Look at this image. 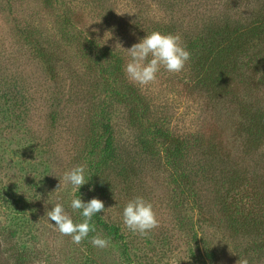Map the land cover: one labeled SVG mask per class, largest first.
<instances>
[{
	"label": "rangeland",
	"instance_id": "1",
	"mask_svg": "<svg viewBox=\"0 0 264 264\" xmlns=\"http://www.w3.org/2000/svg\"><path fill=\"white\" fill-rule=\"evenodd\" d=\"M263 1L0 0V82L6 83L0 84V239L7 244L0 248V264H264V246L257 249L252 237L236 239L215 201L226 197L228 202L230 194L214 186L216 176L202 174L218 172L224 164L246 165L252 173L246 179L248 195L233 200L244 213L255 207L252 190L264 191V145L254 151L240 133L241 106L264 108V64L252 70L264 51L253 52L239 76L226 77L229 94L220 100L177 84V78H189L186 67L179 73L161 67L151 84L133 83L152 105L142 123L133 122V109L113 101L101 81L113 67L101 53L104 45L129 56L127 49L155 21L171 24L184 44L183 35L197 33L205 16L214 24L225 18L249 21ZM91 36L96 45L87 42ZM41 47L50 58H40ZM16 91L28 98L25 112L17 108ZM53 110L55 121L45 116ZM153 123L175 136L194 133L179 161L165 153L158 135L153 151L146 149ZM205 139L222 156L204 153ZM78 165H85L88 180L76 190L62 177ZM175 165L188 175L190 187L176 181ZM119 168L130 169L128 178ZM244 188L237 193L244 195ZM136 196L152 203L159 220L147 236L123 224V209ZM78 197L84 202L95 197L105 206L92 217L96 231L79 245L46 215L61 203L74 222H82V210L70 207ZM259 207L264 216V200ZM96 235L108 238L109 246L94 247L90 240Z\"/></svg>",
	"mask_w": 264,
	"mask_h": 264
},
{
	"label": "trees",
	"instance_id": "2",
	"mask_svg": "<svg viewBox=\"0 0 264 264\" xmlns=\"http://www.w3.org/2000/svg\"><path fill=\"white\" fill-rule=\"evenodd\" d=\"M51 1L52 0H43V3H51ZM53 1H57V3L61 1L62 3V0ZM255 14L256 15L249 21L225 18L226 20L222 23L214 24L212 19H209V15L200 20L197 25V33H194V35H183V45L186 46L187 50L191 53V58L185 65L187 71L191 75L189 74V78L186 80L182 77L177 78L176 83L178 84L180 82L181 87L186 85L187 87H185V89H188V86L192 87L190 89H192L193 92L200 89L201 92L207 95H213L217 100H220L224 95L227 96L229 94V82H227L226 77L229 75L239 76L241 66L245 65L249 59H252L253 52L264 51V1L260 6V10H258L257 13L255 12ZM153 27L154 28L150 29L147 33L159 31L164 34L177 35L171 24H165L163 21H155ZM89 34L91 33H86V35ZM87 42L89 44L95 42L94 37H89ZM38 51L37 54L40 55L42 60H44L45 57L50 58L49 53L44 50V47H41ZM101 53L108 55L113 65L111 76L104 74L101 79L103 87H105L107 91L106 93L111 96L113 101L115 99L117 102L128 104L130 108L133 109V115L131 116L133 122L138 121L142 123L145 117H149L152 105L146 102L141 92L136 88V85L124 76V65L127 63V58L130 56H126L123 52L117 50L116 46L114 48V46L110 47L108 45H104L101 48ZM125 56L127 58H125ZM243 58L245 62H242ZM262 64H264V54L260 55V60L258 62L252 64V70L256 71ZM53 69L54 68L50 71H53ZM3 84L6 85V83ZM254 86H256L255 83L253 84V87ZM193 89L196 90L194 91ZM7 91L11 94L10 90ZM16 93L19 98L17 108L24 107L25 112L26 103L29 102L28 98L19 94L20 91H16ZM56 113L57 112L53 110V112H46L45 116L46 118L48 116L51 120L53 118V121H55L57 118ZM240 114L242 118L245 119V123L241 127L240 132L242 137L245 135L243 137V139L246 140L244 145L250 146L254 151L259 152L264 145V108L259 104H254L252 108L249 105H242ZM104 126V132L108 134V125L104 124ZM149 126H152L154 131L150 132L149 143L144 145L146 149L150 148V150L153 151L151 145L154 136L158 135L161 138V143L164 144L165 153L169 157L175 156L178 161L183 148L191 141H195L194 133H180L175 136L171 132L163 130L164 128L156 126L154 123ZM205 141L208 151H204V153H207L208 156H222V150H219L218 147L209 149V141L207 139H205ZM103 144L105 147L110 148L108 140ZM109 150L112 152V147ZM172 161L173 163H178L176 160ZM231 164L232 166L224 164L220 170H217L218 172L207 169V173L204 172L202 174L206 175L208 179L216 176L217 180L214 186L219 184V187H222V191L226 195L230 194V196L227 197H232L228 202H226V197H216L217 199L215 201L220 211L223 212L229 229L232 231L233 235L236 236L235 238L239 239L243 236L246 238H255V241H257L255 247L258 249L260 248L259 245H261V247L264 246V216L258 213L262 211L259 204L261 199L264 200V191H261L260 186H256L255 189L252 190L256 199L253 202L255 207L251 206L252 210L249 211L247 209V212L244 213L243 206L240 202H235L233 200L237 198L238 201H241V199L247 197L248 193L246 191L247 187L249 188L247 182H249V180L246 179L248 174L252 173H249V169L246 168V165L241 167V164L238 165V162L237 164ZM175 167H177V165H175ZM119 169L122 171L120 173H122L125 178H128V171H130V169ZM175 179L178 183L183 182L186 186L188 185L190 187L191 181L188 180V175L178 167ZM239 187L244 188V195L237 193ZM251 187L253 188V186ZM104 191L106 192L108 189H104ZM257 193L260 194V198H257ZM198 206L200 207V205ZM103 227L104 229L107 227L109 230L112 229V226L108 225L107 227ZM87 259L90 261L93 257L89 255Z\"/></svg>",
	"mask_w": 264,
	"mask_h": 264
},
{
	"label": "clouds",
	"instance_id": "3",
	"mask_svg": "<svg viewBox=\"0 0 264 264\" xmlns=\"http://www.w3.org/2000/svg\"><path fill=\"white\" fill-rule=\"evenodd\" d=\"M127 50L130 60L125 67L126 76L130 82L141 87L154 82L161 67L170 73H179L191 58V53L182 44L180 36L159 31L147 33L140 42L134 43ZM85 170V165H78L65 172L62 179L65 184L79 190L88 180L85 178ZM70 207L73 211L82 210L81 215L84 217L82 222H74L61 203H56L46 215L54 222L61 235L71 237L72 242L79 245L88 238L90 232L96 231L95 224L91 222L92 217L103 212L105 206L98 198L94 197L84 202L78 197L71 200ZM123 224L132 233L147 236L153 229L159 227V220L152 203L141 196H136L123 209ZM90 243L103 249L109 246L110 241L96 235L92 237ZM6 247L7 244L0 239V248Z\"/></svg>",
	"mask_w": 264,
	"mask_h": 264
}]
</instances>
